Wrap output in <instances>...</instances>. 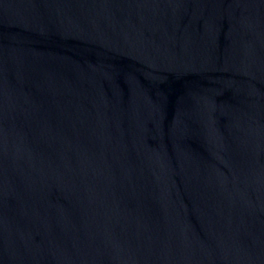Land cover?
<instances>
[{"label": "water", "instance_id": "obj_1", "mask_svg": "<svg viewBox=\"0 0 264 264\" xmlns=\"http://www.w3.org/2000/svg\"><path fill=\"white\" fill-rule=\"evenodd\" d=\"M0 264H264V0H0Z\"/></svg>", "mask_w": 264, "mask_h": 264}]
</instances>
